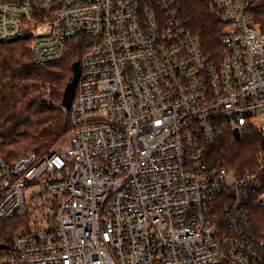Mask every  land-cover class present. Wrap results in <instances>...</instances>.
I'll return each mask as SVG.
<instances>
[{"label": "built area", "instance_id": "built-area-1", "mask_svg": "<svg viewBox=\"0 0 264 264\" xmlns=\"http://www.w3.org/2000/svg\"><path fill=\"white\" fill-rule=\"evenodd\" d=\"M261 0H211L209 59L172 0H0V42L30 39L34 64L81 52L71 130L0 155V220L26 224L0 264H264L245 208L264 201ZM254 130L255 170L209 155L223 129Z\"/></svg>", "mask_w": 264, "mask_h": 264}, {"label": "trees", "instance_id": "trees-1", "mask_svg": "<svg viewBox=\"0 0 264 264\" xmlns=\"http://www.w3.org/2000/svg\"><path fill=\"white\" fill-rule=\"evenodd\" d=\"M172 1L183 26L198 39L205 55L218 60L224 26L212 14L211 0ZM252 14L264 32V0L256 3ZM80 56L81 52L75 50L59 63L39 66L31 59L29 38L0 42V155L8 162L29 149L38 153L49 150L71 130L70 110L61 105V99L72 77L71 64ZM46 86L48 96L43 93L42 87ZM262 145L252 129L238 139L230 129H223L208 153L238 174L256 169ZM245 208L256 234L264 239V201L257 204L250 200ZM25 224L26 219L21 217L0 220V244H10Z\"/></svg>", "mask_w": 264, "mask_h": 264}, {"label": "water", "instance_id": "water-1", "mask_svg": "<svg viewBox=\"0 0 264 264\" xmlns=\"http://www.w3.org/2000/svg\"><path fill=\"white\" fill-rule=\"evenodd\" d=\"M72 66V77L71 79L66 83L63 93H62V99H61V105L65 108H69L71 106V102L73 100L75 89L77 86L78 78L80 75V62L78 59L74 60L71 64ZM233 135L235 138H239V130L235 128L233 130ZM6 244H0V248H6Z\"/></svg>", "mask_w": 264, "mask_h": 264}, {"label": "rangeland", "instance_id": "rangeland-1", "mask_svg": "<svg viewBox=\"0 0 264 264\" xmlns=\"http://www.w3.org/2000/svg\"><path fill=\"white\" fill-rule=\"evenodd\" d=\"M70 79H71V78H70ZM42 88H43V93L45 94V96H48V89H47V86H46V87H42ZM63 138H64V137H63ZM63 138H62V139H63ZM62 139H61V140H62ZM59 141H60V140H59ZM56 145H57V144H55L54 146H56ZM54 146H52V147H54ZM52 147H51V148H52Z\"/></svg>", "mask_w": 264, "mask_h": 264}]
</instances>
